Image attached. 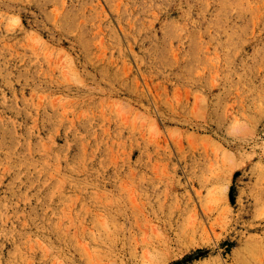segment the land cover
Segmentation results:
<instances>
[{
	"label": "rangeland",
	"instance_id": "374dc122",
	"mask_svg": "<svg viewBox=\"0 0 264 264\" xmlns=\"http://www.w3.org/2000/svg\"><path fill=\"white\" fill-rule=\"evenodd\" d=\"M0 264H264V0H0Z\"/></svg>",
	"mask_w": 264,
	"mask_h": 264
}]
</instances>
